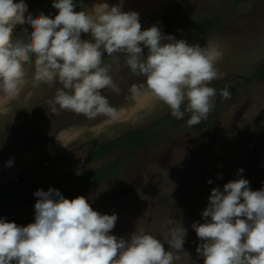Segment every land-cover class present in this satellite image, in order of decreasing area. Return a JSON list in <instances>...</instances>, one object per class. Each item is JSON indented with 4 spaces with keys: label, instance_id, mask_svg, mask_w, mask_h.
<instances>
[{
    "label": "rangeland",
    "instance_id": "rangeland-1",
    "mask_svg": "<svg viewBox=\"0 0 264 264\" xmlns=\"http://www.w3.org/2000/svg\"><path fill=\"white\" fill-rule=\"evenodd\" d=\"M131 1L125 0L121 6H129ZM107 2L111 6L121 0ZM25 3L31 15L42 12L54 18L58 14L52 0ZM97 3L81 0L74 10L89 11ZM181 5L179 11L174 4L169 9L163 6L153 17L149 13L150 20L141 22V30L156 25L177 40L201 47L217 46L222 57L216 66L224 78L209 86L217 93L229 88L231 99L220 98L208 119L185 127L151 93L130 99L128 88L143 83L144 78L125 66L123 54L115 57L119 66L113 57L105 55L104 62L113 63L110 74L121 93L105 89L102 94L118 109V119L89 120L65 110L52 114L46 102L59 85L34 86V66L25 64L26 82L19 94L8 98L0 93V186L6 177L26 172L33 185L44 191L54 188L63 195L71 189L77 194L81 191L78 197H84L94 211L117 214L110 233L117 237L127 238L143 230L163 239L167 221L181 223L188 231L175 264H203L196 252L200 240L191 225L204 222L201 213L208 205L211 189L222 190L224 184L239 178L247 179L254 191L264 187V80L243 84V79L251 78L264 64V0H184ZM199 24L204 33L195 37L192 27ZM22 29H30V25L17 26L14 39L16 34L26 35ZM81 38L88 39L89 35L82 33ZM156 123L166 124L167 130L153 145L119 148L110 155L95 157L100 145L128 133L147 132ZM9 159L13 161L11 167L5 165ZM115 162L111 176L88 188L91 181L85 180L86 173ZM240 168L244 171L237 176ZM1 210L8 214L12 209Z\"/></svg>",
    "mask_w": 264,
    "mask_h": 264
},
{
    "label": "clouds",
    "instance_id": "clouds-1",
    "mask_svg": "<svg viewBox=\"0 0 264 264\" xmlns=\"http://www.w3.org/2000/svg\"><path fill=\"white\" fill-rule=\"evenodd\" d=\"M80 3L52 0L58 14L51 18L28 13L25 0H0V93L16 97L26 82L25 64H33L34 86L59 85L46 102L52 114L65 110L115 121L118 109L102 91L121 93L110 73L113 63L119 66L115 57L123 54L125 66L144 78L128 88L130 99L151 93L189 127L208 119L217 97L209 85L224 78L216 66L222 57L217 46L177 40L156 25L141 30L139 14L122 11V0L111 6L98 0L92 10L75 11ZM25 24L26 35L14 39L17 26ZM105 55L113 63H105ZM219 96L230 100L232 93L226 87ZM33 195L34 223L18 226L0 218V264H175L183 250L188 229L173 220L163 226V239L143 230L117 237L110 234L117 214L94 211L84 197L69 200L54 188ZM201 216L204 222L191 228L203 264H264V187L254 191L244 178L222 190L214 187Z\"/></svg>",
    "mask_w": 264,
    "mask_h": 264
},
{
    "label": "trees",
    "instance_id": "trees-1",
    "mask_svg": "<svg viewBox=\"0 0 264 264\" xmlns=\"http://www.w3.org/2000/svg\"><path fill=\"white\" fill-rule=\"evenodd\" d=\"M192 32L197 36H200L203 27L201 24L194 25ZM191 31V29H190ZM253 80H264V64H262L251 78L243 79V84H248ZM219 93L216 97V105L220 102ZM216 107V106H215ZM213 112V111H212ZM211 112V113H212ZM210 113V114H211ZM178 123H180L179 120ZM183 123L186 124L185 121ZM199 125V124H198ZM203 125V124H202ZM201 125V126H202ZM160 127V128H159ZM189 127V126H185ZM191 128V127H190ZM167 130V126L164 123H156L150 130L132 132L125 134L118 140L104 143L98 147L99 151L95 155L96 158L103 157L110 153H113L116 149H132L139 146L153 145L157 139L162 135V132ZM118 162V161H117ZM117 162L108 164L102 169L94 172H88L85 174V180H90L91 185H98L105 181L113 173V168ZM80 181H77L79 183ZM39 189L38 185H33L32 179L27 177V173L22 174L10 179L0 186V215L5 216L7 222H15L18 226H27L30 223H34L35 209L34 204L37 201V197L33 193ZM82 192L80 191V194ZM80 194L74 189L69 190L63 196L69 197V200L77 198ZM1 209H12L8 214H4Z\"/></svg>",
    "mask_w": 264,
    "mask_h": 264
},
{
    "label": "crops",
    "instance_id": "crops-1",
    "mask_svg": "<svg viewBox=\"0 0 264 264\" xmlns=\"http://www.w3.org/2000/svg\"><path fill=\"white\" fill-rule=\"evenodd\" d=\"M124 1L122 0V5H124ZM184 0H132L129 3V6H122V11L124 12H136L139 14V22H143V21H149V13L151 15V17H153L154 15H157V13H159L160 10H162L163 6L166 9L171 8L174 4H175V8L179 10H181V8L183 7L181 5V3ZM118 3H113V5H116ZM150 17V18H151ZM179 16L176 15V18H178ZM25 169H23L24 171ZM12 177L14 176H8L6 177L7 181H9L10 179H12ZM5 178V179H6ZM3 182V183H5Z\"/></svg>",
    "mask_w": 264,
    "mask_h": 264
},
{
    "label": "flooded vegetation",
    "instance_id": "flooded-vegetation-1",
    "mask_svg": "<svg viewBox=\"0 0 264 264\" xmlns=\"http://www.w3.org/2000/svg\"><path fill=\"white\" fill-rule=\"evenodd\" d=\"M97 150L99 151V149L97 148ZM110 154H112V153H110ZM110 154H108V155H110Z\"/></svg>",
    "mask_w": 264,
    "mask_h": 264
}]
</instances>
